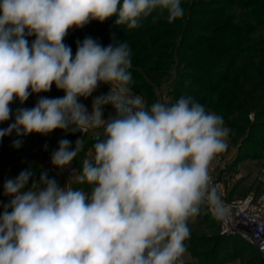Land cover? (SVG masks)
<instances>
[{"label":"clouds","instance_id":"clouds-1","mask_svg":"<svg viewBox=\"0 0 264 264\" xmlns=\"http://www.w3.org/2000/svg\"><path fill=\"white\" fill-rule=\"evenodd\" d=\"M184 15L182 0H0V124L14 117L0 140L15 133L19 148V137L33 133H82L74 148L62 139L51 154L62 170L95 134L63 186L47 171L32 180L31 167L4 182L0 264H184L189 221L204 207L220 214L209 168L230 129L190 95L150 106L134 95L127 42L113 38L105 47L85 37L75 55L64 43L92 21L114 17L131 31L149 18L173 23ZM53 85L62 97L40 96L13 113V102ZM101 85L108 93L93 97ZM89 97L90 112L81 102Z\"/></svg>","mask_w":264,"mask_h":264},{"label":"trees","instance_id":"trees-1","mask_svg":"<svg viewBox=\"0 0 264 264\" xmlns=\"http://www.w3.org/2000/svg\"><path fill=\"white\" fill-rule=\"evenodd\" d=\"M182 3L185 15L173 23L163 18L153 23L149 18L140 28L129 31L116 26L113 17L103 23L92 21L78 33L69 32L64 43L75 55L78 42L85 37L90 36L105 47L113 38L127 42L131 49L130 87L149 96L154 92L148 75L166 69L169 63L173 65L174 59L168 52L173 50L177 59L176 81L171 91L174 97L190 95L226 116L222 117L226 125L240 136L235 163L246 157H263L264 34L260 31H264V0H182ZM163 37L174 38V44L163 47L164 43L159 44ZM5 140L10 142V138L4 137L2 141L4 149L10 147V154L24 145L16 148L5 144L8 143ZM78 186L91 190L87 185ZM240 241L247 243L238 236H224L215 251L210 246L207 256H202L232 258V248ZM223 242L229 250L223 248ZM201 244L204 243L198 238L197 245ZM194 248L187 246L196 254Z\"/></svg>","mask_w":264,"mask_h":264},{"label":"rangeland","instance_id":"rangeland-1","mask_svg":"<svg viewBox=\"0 0 264 264\" xmlns=\"http://www.w3.org/2000/svg\"><path fill=\"white\" fill-rule=\"evenodd\" d=\"M79 29H71L69 32L71 33H78ZM263 32L264 31H260ZM29 43L32 42L34 37H29ZM162 40L159 41V44H163V47H168L169 44H174L175 39L172 37H163ZM156 43V42H154ZM168 52L172 55V59H174L173 65L169 63L168 67L166 69H162L158 71L157 73L149 74L148 76H151L152 80V90L154 92L153 96H149L148 94H144L138 91H135L132 89V93L134 95H139L144 98L147 105H151L152 103L156 101L171 103L177 100L172 94V89L175 85V77H176V62L177 59L174 56L173 50ZM135 64V63H134ZM132 69V67H131ZM133 81V80H132ZM109 91V87L107 85H101L96 92L93 93V97L101 94H106ZM64 95L63 91L57 90L55 85H53L52 89L48 93H40V94H33L29 97V99L21 105L19 101H15L12 103L11 108L13 110V113H15L17 108H32L35 106L37 100L40 98V96H47L50 98L55 97H62ZM149 96V97H146ZM93 97H89L88 99L81 98V102L85 104L89 110L91 111V103ZM208 111L214 112L213 109L210 107H205ZM113 109L108 106L105 109V117L109 115V113H112ZM217 114V113H216ZM222 117H226L224 114H218ZM250 117L253 119V115L251 114ZM13 119H10L7 122H4L3 124H0V128H7L9 124L13 123ZM225 126L230 129V134L227 140L228 147L225 151L217 154L214 159L210 163V175L212 180L214 182H221V184L225 187V196L229 201H239V203H243L244 206H247L249 204H255L260 205L264 199L262 197L264 195V155L261 158L253 159L251 157H246L240 160L239 162L235 163V157L238 154V145H239V135L236 134V131L233 130L231 127H228L226 125V122L224 120ZM101 131L102 130H98ZM82 135V133L77 132L75 134H71L68 132H65L63 130H54L48 135H40V134H30L28 136L19 137V139L22 140V144L24 143L23 147L20 148L18 152L15 154L9 153V146H6L5 149L3 147L2 140H0V212L3 211L2 204L7 203L9 198L3 195V184L6 180L10 178H15L21 171L28 169L29 167L32 168L34 171V176L32 177V180H39L40 174L43 171H47L49 178H55L58 184L63 186L69 176L72 174V169H79L81 166L82 160L88 156L89 150L91 149V145L94 142L95 134L92 132H89L84 136L85 139V147L84 150L78 155V157L72 162L71 166L64 168V169H57L51 164V154L58 149L59 141L62 139H67L69 141H72V147H75V141L77 138H79ZM10 138V142L5 140V144H13V141L16 140L18 137H16L15 133L12 135L6 136V138ZM47 146V147H45ZM254 150V149H251ZM260 151V150H259ZM264 154V153H263ZM238 181L241 183L239 186H235ZM31 183V180H30ZM246 183L255 191L258 190L260 193L258 196L252 197L251 199H245V195H238L235 194L236 189L242 190L241 186L243 185L246 187ZM79 184H76L74 182L71 183V186L74 188H82L81 186H78ZM88 191V190H87ZM243 191V190H242ZM241 205V204H240ZM242 206V205H241ZM200 216H205L210 218L208 220V223L206 225L210 227H206V225L201 228H194L192 227L191 223H194L197 219H199ZM207 222V221H206ZM189 228H190V237L188 240L185 241L186 248L189 246L190 248L195 247L196 254H193L191 251L187 249L183 260L184 264H188L185 262V260H191V264H208L206 258L203 256H207V252L210 248V241L209 243L203 242L204 244L197 245L198 244V238L195 235H198L197 232L200 230L203 231H209V233L204 234V236L212 237L214 241V244L220 241L224 240V236L227 237H236L235 235L229 234L225 230V225L223 224L222 220L218 218L213 213H210L209 210L204 207L201 211V214L197 216L194 220L189 221ZM209 228H211L209 230ZM192 233V234H191ZM196 243V244H195ZM191 244V245H190ZM194 244V245H193ZM193 245V246H192ZM250 245V244H249ZM244 245V252L245 256H248V258L241 257L242 251L240 250L239 257L241 258H210L209 264H224V262L227 260L228 264H247L249 260L252 262L251 264H264L263 258H261L256 251V247L254 245L250 246ZM192 246V247H191ZM197 246V247H196ZM207 246V247H206ZM206 247V248H205ZM214 248V246L212 247ZM256 250H255V249ZM207 250V252H206ZM215 251V248L213 249ZM205 252V254H202ZM196 255V256H194ZM203 255V256H202ZM261 255V254H260ZM192 257V258H191ZM209 259V258H207ZM238 260L237 263H235V260Z\"/></svg>","mask_w":264,"mask_h":264},{"label":"built area","instance_id":"built-area-1","mask_svg":"<svg viewBox=\"0 0 264 264\" xmlns=\"http://www.w3.org/2000/svg\"><path fill=\"white\" fill-rule=\"evenodd\" d=\"M212 182L220 197V214L216 216L226 226V232L254 245L264 260V199L260 205L251 203L244 206L237 200L227 199L225 187L221 182Z\"/></svg>","mask_w":264,"mask_h":264},{"label":"crops","instance_id":"crops-1","mask_svg":"<svg viewBox=\"0 0 264 264\" xmlns=\"http://www.w3.org/2000/svg\"><path fill=\"white\" fill-rule=\"evenodd\" d=\"M241 183V181L239 182L238 181V183H236V185L235 186H239V184ZM241 188H242V190H237L236 189V191H235V194H238V195H240V194H242V195H245L246 196V198L245 199H251L252 197H255V196H258L260 193L258 192V190L257 191H255L254 189H252L247 183H246V187H244L243 185L241 186ZM264 196V195H263ZM210 218H208V217H205V216H200L199 217V219H197L194 223H191V225H192V227H194V228H199V227H201V228H203L207 223H208V220H209ZM207 221V222H206ZM206 227H210V226H208V225H206ZM211 228H209V230H210ZM207 233H209V231H203V230H200V231H198L197 232V234L198 235H195L197 238H201L202 239V241L203 242H207V243H209V241H210V246H214V247H219V245H221L220 244V242H217V243H215L214 244V241H215V239L213 240V238L212 237H208V236H204V234H207ZM192 234V233H191ZM245 242V241H244ZM228 243H229V246L230 247H232V245H231V243H230V241H228ZM238 244V246H236V247H234V248H232L233 249V253H232V258H241L242 256H243V258H248V256H245L244 254H245V252L243 251L244 250V248H245V246L244 245H249V244H247V243H243V242H239V243H237ZM251 245V244H250ZM249 245V246H250ZM229 246H227L224 242H223V248L224 249H227V250H229L230 248H229ZM255 249V248H254ZM242 251V253H241V257H239V254H240V252L239 251ZM256 250V249H255ZM257 251V250H256ZM258 252V251H257ZM227 253H225V255H226ZM258 254H259V256L262 258V256L260 255V253L258 252ZM192 258V257H191ZM206 260H207V262H209V260L206 258ZM185 262H187L188 264H191L192 262H191V260H185ZM238 262V260L236 259L235 260V263H237ZM246 263L247 264H251L252 262L249 260L248 262L246 261ZM224 264H228V262H227V260L224 262Z\"/></svg>","mask_w":264,"mask_h":264}]
</instances>
